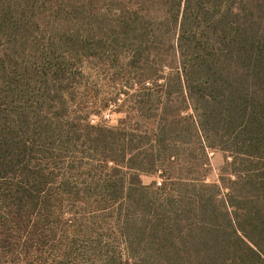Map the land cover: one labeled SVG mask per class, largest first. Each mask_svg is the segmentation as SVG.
Masks as SVG:
<instances>
[{"label": "trees", "instance_id": "obj_1", "mask_svg": "<svg viewBox=\"0 0 264 264\" xmlns=\"http://www.w3.org/2000/svg\"><path fill=\"white\" fill-rule=\"evenodd\" d=\"M0 264H264V0H0Z\"/></svg>", "mask_w": 264, "mask_h": 264}, {"label": "rangeland", "instance_id": "obj_2", "mask_svg": "<svg viewBox=\"0 0 264 264\" xmlns=\"http://www.w3.org/2000/svg\"><path fill=\"white\" fill-rule=\"evenodd\" d=\"M90 62L84 68L86 83L79 91L86 98V101L97 105V107H92L96 113L90 116V122L92 124L115 126L125 114L134 109L136 92L130 87L128 75L123 71L122 59H117L108 67L99 65L98 61ZM165 72H168V70ZM81 107L86 106L81 105ZM142 120L144 119L138 116L131 119V126L140 128L139 130H143L145 127L150 129L152 126L154 129V121L147 125ZM208 156L210 157V165L205 173L209 182H216L220 175V169L224 166L226 160L225 154L214 150L209 152ZM159 180L161 179L156 175L141 176L144 185Z\"/></svg>", "mask_w": 264, "mask_h": 264}, {"label": "built area", "instance_id": "obj_3", "mask_svg": "<svg viewBox=\"0 0 264 264\" xmlns=\"http://www.w3.org/2000/svg\"><path fill=\"white\" fill-rule=\"evenodd\" d=\"M156 182H157V181H156ZM160 182H161V181L159 180V181L157 182V185H160Z\"/></svg>", "mask_w": 264, "mask_h": 264}]
</instances>
